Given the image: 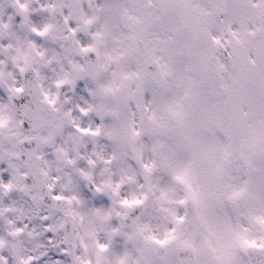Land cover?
<instances>
[{
  "label": "snow or ice",
  "instance_id": "obj_1",
  "mask_svg": "<svg viewBox=\"0 0 264 264\" xmlns=\"http://www.w3.org/2000/svg\"><path fill=\"white\" fill-rule=\"evenodd\" d=\"M0 264H264V0H0Z\"/></svg>",
  "mask_w": 264,
  "mask_h": 264
},
{
  "label": "clouds",
  "instance_id": "obj_2",
  "mask_svg": "<svg viewBox=\"0 0 264 264\" xmlns=\"http://www.w3.org/2000/svg\"><path fill=\"white\" fill-rule=\"evenodd\" d=\"M56 91H58V90H53V93H52V94H53V96H55V94H56ZM62 187H63V186L61 185V188H62ZM128 191H129V193H130V192H131V189H129ZM70 195H71V194H70Z\"/></svg>",
  "mask_w": 264,
  "mask_h": 264
}]
</instances>
